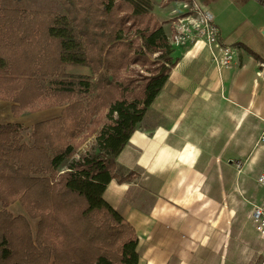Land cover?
I'll list each match as a JSON object with an SVG mask.
<instances>
[{
  "label": "trees",
  "instance_id": "16d2710c",
  "mask_svg": "<svg viewBox=\"0 0 264 264\" xmlns=\"http://www.w3.org/2000/svg\"><path fill=\"white\" fill-rule=\"evenodd\" d=\"M58 1L46 11L0 0V101L15 119L63 108L30 142L22 124H0V264H139L136 230L104 194L132 178L116 173L117 157L175 67L173 49L152 0ZM86 133L98 152L75 158ZM16 202L26 216L9 210Z\"/></svg>",
  "mask_w": 264,
  "mask_h": 264
},
{
  "label": "crops",
  "instance_id": "0c3cea01",
  "mask_svg": "<svg viewBox=\"0 0 264 264\" xmlns=\"http://www.w3.org/2000/svg\"><path fill=\"white\" fill-rule=\"evenodd\" d=\"M152 1L168 38L177 6ZM199 1L215 15L220 44L235 49L233 65L218 69L202 46L173 49L175 67L117 157V173L134 175L113 179L104 197L135 228L139 264H264V240L252 220L233 228L227 195L216 192L236 181L227 173L236 165L252 161L264 168V6L259 0ZM67 72L91 75L84 66ZM2 104L0 124L6 120ZM60 111L37 114L51 113L50 119Z\"/></svg>",
  "mask_w": 264,
  "mask_h": 264
},
{
  "label": "rangeland",
  "instance_id": "374dc122",
  "mask_svg": "<svg viewBox=\"0 0 264 264\" xmlns=\"http://www.w3.org/2000/svg\"><path fill=\"white\" fill-rule=\"evenodd\" d=\"M155 1L157 2L158 6L159 5L165 6L167 4V2L164 0H155ZM3 5L10 6V7L34 9V10L43 9L46 11L59 10L61 9V6H63L62 3L59 2L58 0H3ZM171 5L177 6L176 4H171ZM175 8H178V6ZM154 58L156 57L154 56ZM89 70L91 71L90 68ZM91 75H92V71H91ZM0 102L6 103L5 101H0ZM2 106L4 107L3 109L4 115H5L4 117H6V120L3 121L4 122L3 124L13 123L14 118L11 112L12 104L10 103L2 104ZM60 109H61L60 112H62L63 108H60ZM42 114L44 113L37 114V113H31L27 111L23 113L24 119L22 120V123L24 124L22 125L26 128V130L23 131L24 141L26 142L31 141L32 128L34 125L39 123L37 122V120L39 119L38 118L39 115H41L42 119H47L46 118L47 115L51 113H47V115H42ZM102 118L105 122L106 121L105 115ZM96 140H97V135L89 137L87 133L83 135L81 138H79L78 141L81 142V144L79 145L80 147L77 150V154L75 158H78L81 154L90 153L94 151L98 152V144ZM251 163L252 161L248 165H246L247 163L244 162L245 165L243 164L244 165L243 167L236 165L235 170L233 169V170L227 171V173L231 175L232 179L236 178V181L234 179L231 181L232 185L230 187H226L224 188V190L222 189L223 191L221 190L220 187H216L217 195L219 193H223L224 191L227 195L225 205H227L232 211L231 222H232L233 228H239L246 222L251 221L253 205L259 203L264 198V187L260 185L257 181L259 174L262 172L264 168L263 169L259 168V165L255 162L254 164L252 163L253 164L252 166ZM116 173H117V170H116ZM131 173H128L126 175H123V174L120 175L118 173L117 174L119 175V177H126ZM117 179L119 180V178ZM123 182H126V181H123ZM9 210L15 216H19V215L26 216L27 215L26 210L24 209V207L21 205L20 202H16L12 206H10ZM30 224L33 229V232L36 233L38 220L30 219Z\"/></svg>",
  "mask_w": 264,
  "mask_h": 264
},
{
  "label": "built area",
  "instance_id": "2783aa9c",
  "mask_svg": "<svg viewBox=\"0 0 264 264\" xmlns=\"http://www.w3.org/2000/svg\"><path fill=\"white\" fill-rule=\"evenodd\" d=\"M167 4H176L169 18L171 34L168 37L172 49L202 46L211 53L213 64L218 69L233 65L235 49L220 44L221 31L212 11L198 0H164ZM264 73V66L261 68ZM264 143V131L259 144ZM258 183L264 187V169L259 174ZM252 222L260 238L264 240V198L253 205Z\"/></svg>",
  "mask_w": 264,
  "mask_h": 264
}]
</instances>
